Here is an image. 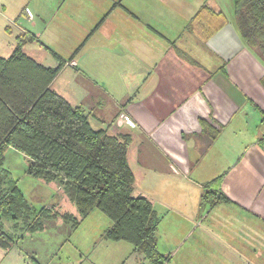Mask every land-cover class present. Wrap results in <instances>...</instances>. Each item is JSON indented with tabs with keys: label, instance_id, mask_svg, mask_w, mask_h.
<instances>
[{
	"label": "crops",
	"instance_id": "0c3cea01",
	"mask_svg": "<svg viewBox=\"0 0 264 264\" xmlns=\"http://www.w3.org/2000/svg\"><path fill=\"white\" fill-rule=\"evenodd\" d=\"M5 11L7 31L74 57L55 91L95 129L130 134L137 193L181 231L159 232L161 253L264 264V61L242 41L233 0H0ZM202 121L223 127L210 146ZM222 175L231 202L204 215V187Z\"/></svg>",
	"mask_w": 264,
	"mask_h": 264
},
{
	"label": "trees",
	"instance_id": "16d2710c",
	"mask_svg": "<svg viewBox=\"0 0 264 264\" xmlns=\"http://www.w3.org/2000/svg\"><path fill=\"white\" fill-rule=\"evenodd\" d=\"M233 3L242 41L264 61V0ZM29 34L18 37L9 57L0 56V248L4 258L22 244L27 234L45 231L47 221L61 219L76 230L98 210L111 220L103 239L131 244L133 252L150 264L171 263L172 254H163L158 247L163 216L149 197L137 193L130 164V134L115 133L111 125L95 129L89 112L55 91L53 82L74 57L66 60L46 47L58 65L40 63L26 52L28 42H39L33 35L27 40ZM177 54L196 64L185 52L177 50ZM130 102L131 99L125 105ZM201 124L202 135H208L210 146L223 127L213 129L206 121ZM263 145L264 139L262 148ZM9 148L28 160L29 175L54 183L63 193L62 206L73 205L80 217L54 208L36 209L30 204L19 180L4 166ZM223 178L224 175L205 185L201 213L231 202L221 189ZM33 260L41 264L35 257Z\"/></svg>",
	"mask_w": 264,
	"mask_h": 264
},
{
	"label": "rangeland",
	"instance_id": "374dc122",
	"mask_svg": "<svg viewBox=\"0 0 264 264\" xmlns=\"http://www.w3.org/2000/svg\"><path fill=\"white\" fill-rule=\"evenodd\" d=\"M6 14L9 15V11L0 13V56L2 57H9L18 43V37L26 33L22 32L19 35L17 28L14 27L7 31L8 24L4 19ZM66 34L58 35L57 38L67 47H73L72 43L76 42V37ZM31 36L32 34H29L26 39H31ZM43 47L33 40L26 44L25 49L30 56H34L36 60L48 66L58 65V61L54 63V57ZM63 54L67 55V52ZM69 82L72 83V81ZM4 166L10 170L15 179L19 180L21 190L36 209L54 208L61 213L68 212L80 217L73 205L62 206L63 193L54 186V183H45L28 174L30 163L20 152L9 148L5 154ZM149 198L152 201L157 199V197ZM46 224L45 231L27 234L22 244L15 247L5 258L0 248V264H36L33 257L41 264H122L123 262L150 264L142 255L133 252L134 248L131 244L103 239L102 235L111 225V220L98 210L93 211L76 230H72L71 226L61 219L47 221ZM160 231L161 236L166 234L178 238L181 235V231L175 225L164 223V219L160 225ZM169 239L173 241V238ZM172 248L174 252L179 249L178 243ZM179 253L177 258L169 264H206L203 259L198 260L191 255L193 259H184V253L182 254L181 251Z\"/></svg>",
	"mask_w": 264,
	"mask_h": 264
},
{
	"label": "built area",
	"instance_id": "2783aa9c",
	"mask_svg": "<svg viewBox=\"0 0 264 264\" xmlns=\"http://www.w3.org/2000/svg\"><path fill=\"white\" fill-rule=\"evenodd\" d=\"M263 149H264V145H263Z\"/></svg>",
	"mask_w": 264,
	"mask_h": 264
}]
</instances>
